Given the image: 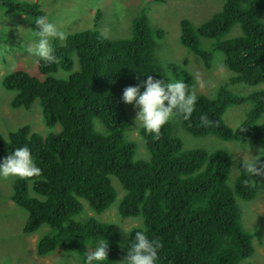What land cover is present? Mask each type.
Here are the masks:
<instances>
[{"label":"trees","instance_id":"16d2710c","mask_svg":"<svg viewBox=\"0 0 264 264\" xmlns=\"http://www.w3.org/2000/svg\"><path fill=\"white\" fill-rule=\"evenodd\" d=\"M0 2L24 14L32 27L44 15L36 1ZM94 18L92 27L52 42L56 63L37 59L35 72L15 68L1 76L0 84L13 93L10 106L29 109L37 101L49 128L43 132L23 123L8 129L6 136L0 132V157L28 145L41 169L39 176L10 178V199L26 211L22 232L46 226L36 238V253L60 248L72 252L80 264L94 242L105 238L107 259L100 264H118L128 250L118 230L85 215L84 205L99 214L119 196L120 217L140 218L127 232L128 247L135 229L146 230L161 243L157 264H254L253 234L242 224L240 202L255 196L264 175L246 184L248 174L239 161L230 180L232 163L225 149L185 147L181 132L263 146L264 0H223L206 19L180 18L179 42L207 68L214 52L221 51L222 66L231 72L212 95L194 92L187 68H165L157 56L164 31L150 23L145 9L130 21L127 37L101 31L100 9ZM234 28L239 32L231 34ZM141 73L182 79L197 96L190 118L170 120L158 137L138 127L145 156L136 153V141L126 136L132 121L121 100L125 86L136 84L138 76L145 78ZM241 104L247 109L232 127L225 112ZM202 113L211 121L208 126L200 122ZM55 126L59 128L53 130ZM260 161L257 166L264 167L262 156ZM111 177L119 182L120 195Z\"/></svg>","mask_w":264,"mask_h":264},{"label":"rangeland","instance_id":"374dc122","mask_svg":"<svg viewBox=\"0 0 264 264\" xmlns=\"http://www.w3.org/2000/svg\"><path fill=\"white\" fill-rule=\"evenodd\" d=\"M4 1V0H2ZM36 1L44 15L65 33L92 27L95 21V12L101 10L98 27L106 34L108 31L114 37H127L131 33L130 21L141 9H145L147 17L153 26L163 29L162 43L157 48V56L167 68V64H178L187 68L193 75L194 92L212 95L215 86L222 78L231 72L222 66V52L216 50L211 60V67H204L200 59L183 46L178 40L179 20L188 17L193 22L206 19L213 11L220 8L223 0H27ZM32 31V24L24 14L9 11L0 2V80L1 76L15 68H23L29 72L36 71L38 58L26 53L22 44H27ZM234 28L231 34L238 33ZM78 64V63H77ZM78 66L74 65L73 68ZM203 82V87L200 86ZM264 87V85H261ZM13 93L3 88L0 84V132L6 136L8 129L20 124L29 123L34 130L48 131L42 120L41 107L37 101L29 108H12L9 104ZM127 116L131 125L126 130V136L137 143L136 153L145 156L143 141L139 135L138 122H135L136 110L132 104L124 103ZM246 104L231 105L224 115L225 121L234 127L243 117ZM97 122V120H95ZM98 123L96 126L98 127ZM58 126L52 129H58ZM178 129V128H177ZM179 129L177 133H179ZM181 138L185 147L202 145L208 149L223 148L231 158L232 171L230 180L236 175L237 164L242 157L255 155L261 146L241 143L234 140H221L213 135L194 137L182 131ZM264 147V144L263 146ZM264 159V156H262ZM11 175L0 176V260L7 264H80L79 260L70 251L60 248L45 254L38 255L35 251L36 238L40 231H45L42 226L39 232H22L23 220L26 211L10 199ZM111 181L118 195L122 191L115 177ZM119 196L105 211L95 214L85 203V215H94L100 220L112 223L118 230L122 245L128 248L129 229L139 224L137 217L122 218L117 212ZM243 208L242 224L253 234L254 252L251 256L254 264H264V179L258 184L255 196L247 201L241 200Z\"/></svg>","mask_w":264,"mask_h":264},{"label":"clouds","instance_id":"9594fccd","mask_svg":"<svg viewBox=\"0 0 264 264\" xmlns=\"http://www.w3.org/2000/svg\"><path fill=\"white\" fill-rule=\"evenodd\" d=\"M35 27H32L29 42L22 44L26 53L38 58L45 65L56 63L53 41H64L66 33L51 22L46 15L34 19ZM145 78L137 77L138 82L127 85L121 93L124 103L132 104L136 110L135 122L143 128L146 134L154 137L160 135L163 125L170 120L181 117L188 120L194 111L197 96L186 83L179 78L169 76L168 79L157 77L148 73ZM203 87V82H200ZM200 122L208 126L211 121L205 114L200 115ZM249 155L242 157L240 167L248 174L246 184L253 183L257 176L264 175V167H258L260 157L264 156V147L258 148L255 155L249 151ZM41 169L34 161L28 145L14 148L6 155L0 157V176L33 177L39 176ZM131 232L133 228L124 229ZM94 250L88 251L83 264H100L107 259L108 243L105 238L98 239L92 245ZM161 243L156 238H150L146 230L135 229L127 253L118 264H157L158 249ZM0 264H7L6 260H0Z\"/></svg>","mask_w":264,"mask_h":264}]
</instances>
